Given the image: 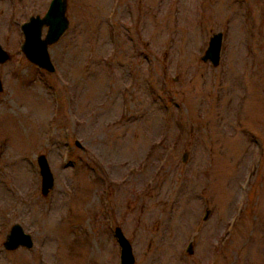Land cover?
<instances>
[{"label":"rangeland","instance_id":"obj_1","mask_svg":"<svg viewBox=\"0 0 264 264\" xmlns=\"http://www.w3.org/2000/svg\"><path fill=\"white\" fill-rule=\"evenodd\" d=\"M10 10L0 264H120L115 227L133 264H264V0H66L52 72L25 59ZM13 223L30 248H2Z\"/></svg>","mask_w":264,"mask_h":264},{"label":"water","instance_id":"obj_2","mask_svg":"<svg viewBox=\"0 0 264 264\" xmlns=\"http://www.w3.org/2000/svg\"><path fill=\"white\" fill-rule=\"evenodd\" d=\"M66 0H50L44 15L39 17H29L27 22L21 26L23 34V42L21 44V51L24 57L34 64L37 68L52 72L54 67L49 59L47 45L55 43L67 28L68 21L65 16ZM45 25L47 30L45 35L40 38V27ZM222 34L221 32L212 33L207 41V46L200 56L203 62L208 61L212 66H216L219 61L220 47ZM4 51L0 48V63L4 61L1 55ZM185 158L183 153L182 160ZM36 163L38 173L40 176V193L46 195L52 188L53 178L50 172L48 163L43 154L36 156ZM207 211H205L204 217ZM113 236L115 237L119 246V262L120 264H133V255L128 240L123 235L120 228L113 229ZM4 250H14L18 247L30 248L32 246V239L30 234L24 232L21 225L13 223L4 236L1 242ZM188 244L187 252L191 249Z\"/></svg>","mask_w":264,"mask_h":264},{"label":"flooded vegetation","instance_id":"obj_3","mask_svg":"<svg viewBox=\"0 0 264 264\" xmlns=\"http://www.w3.org/2000/svg\"><path fill=\"white\" fill-rule=\"evenodd\" d=\"M49 1L50 0H48L47 3H46V6L44 8H42L43 9L42 11H40V12H33V13H27L28 15L23 20L18 21L20 18L23 17L22 15L24 14V13L22 14L20 12V10L27 8V6H29V8L30 7H34L36 5L35 4V0H30L29 5H27V3L25 1L23 2V0H0V2H5L7 5H9V9H11L10 12H9L10 13L9 15H10L11 18H13L15 15H17V16H15V18L17 17L16 18L17 20L13 21L12 26H14V25L17 26V28H18V30L20 32V35L22 36V41L19 44L20 51H21V44L23 42V34H22V30H21L22 24L24 22H27L28 19H29V17H39V18H41L44 15V13L46 12V10H47ZM27 12H28V10H27ZM18 17H20V18H18ZM46 30H47V27L45 25H42L40 27V38H42L45 35ZM48 46L49 45H47V47ZM0 48L4 51V53L1 55V57H4V61L0 63V64H2L7 59H9L10 55L8 54V52L1 45H0ZM21 53H22V51H21Z\"/></svg>","mask_w":264,"mask_h":264}]
</instances>
